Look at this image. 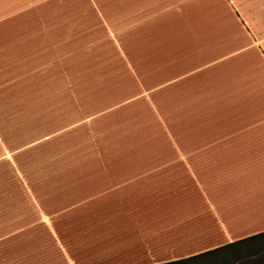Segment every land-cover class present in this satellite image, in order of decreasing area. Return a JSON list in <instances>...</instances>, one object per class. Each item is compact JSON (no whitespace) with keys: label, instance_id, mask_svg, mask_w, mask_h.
Returning <instances> with one entry per match:
<instances>
[{"label":"crops","instance_id":"obj_1","mask_svg":"<svg viewBox=\"0 0 264 264\" xmlns=\"http://www.w3.org/2000/svg\"><path fill=\"white\" fill-rule=\"evenodd\" d=\"M12 3L33 222H0V264H264V0Z\"/></svg>","mask_w":264,"mask_h":264},{"label":"rangeland","instance_id":"obj_2","mask_svg":"<svg viewBox=\"0 0 264 264\" xmlns=\"http://www.w3.org/2000/svg\"><path fill=\"white\" fill-rule=\"evenodd\" d=\"M12 1L0 0V10L6 9L8 5L13 6L15 2L12 3ZM89 69L96 73L94 68ZM15 103L16 100L11 99L6 105L15 108ZM15 117L14 115H0V222H10V225H15L16 222H33L32 205L18 179V167L19 172L27 174L31 165L24 162L26 158H18L16 155L17 148L31 143V138H22L20 144L17 145L19 142L17 143L15 137L16 126L10 124V119ZM39 263L62 264L57 259H43Z\"/></svg>","mask_w":264,"mask_h":264},{"label":"trees","instance_id":"obj_3","mask_svg":"<svg viewBox=\"0 0 264 264\" xmlns=\"http://www.w3.org/2000/svg\"><path fill=\"white\" fill-rule=\"evenodd\" d=\"M224 249H225V248H224ZM206 256H208V254L203 255V256H200V257L195 258V259H199V258L206 257ZM195 259L186 260V261H183V262L171 263V264H187V263H189L190 261H193V260H195Z\"/></svg>","mask_w":264,"mask_h":264}]
</instances>
